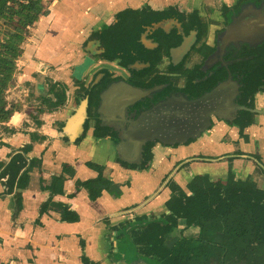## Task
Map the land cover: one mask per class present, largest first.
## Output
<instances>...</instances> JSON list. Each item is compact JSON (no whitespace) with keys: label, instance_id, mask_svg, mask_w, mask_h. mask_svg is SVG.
<instances>
[{"label":"flooded vegetation","instance_id":"1","mask_svg":"<svg viewBox=\"0 0 264 264\" xmlns=\"http://www.w3.org/2000/svg\"><path fill=\"white\" fill-rule=\"evenodd\" d=\"M263 21L264 0H143L129 16L112 24L115 44L109 53L120 69L116 78L92 88L97 92L87 93L88 120L70 154L74 164L84 160L83 166L62 164L48 184L39 177L40 190L64 178L60 192L59 186H54V193L41 190L47 200L39 207L40 215H53L61 223L80 222L77 209L85 211L86 202L76 199L79 194L96 202L113 189L109 198L113 213L107 202L97 208L106 246L97 261L81 257L82 264H264ZM223 38L230 42L221 56ZM120 78L153 92L134 104L112 99L116 120L104 119V112L94 115L96 98ZM229 78L238 95L230 96L224 86L225 94L213 100L220 106L229 98V110L210 116V126L197 138L184 142L175 134L167 137L183 130L182 98L198 100ZM51 83L45 77L49 94L42 99L53 102ZM40 98H36L40 106L29 113V124L23 125L34 130L27 133L30 142L24 146L30 145L32 153L35 143L45 138L37 132L44 121L37 127L30 119L40 114L38 109L47 108ZM152 111L154 118H148ZM142 115L150 124L158 121L166 142L151 136L139 158L128 159L126 150H118L116 144ZM64 123L56 129L61 141ZM16 131L22 133V128ZM30 134L39 139L33 142ZM23 149L14 150L9 163H0L5 197L16 200L17 210L29 185L28 171H41L44 156L42 152L26 156ZM57 154L54 162H60ZM22 181L27 184L20 186ZM67 181L72 183L71 192ZM98 182L101 196L91 201L87 185ZM57 197L81 204L74 208Z\"/></svg>","mask_w":264,"mask_h":264},{"label":"crops","instance_id":"2","mask_svg":"<svg viewBox=\"0 0 264 264\" xmlns=\"http://www.w3.org/2000/svg\"><path fill=\"white\" fill-rule=\"evenodd\" d=\"M77 1L81 2L83 0H62L58 1L56 5L61 4V10L65 14L66 9L78 3ZM95 1L91 0L88 4L91 6ZM109 1L114 2V0H106V2ZM108 6L112 8V5ZM50 14L51 11L35 26L32 41L29 42L30 45L26 46L24 55L20 59L22 62L17 63L19 68L16 83L7 97L8 102L13 103L17 111L9 120L7 126L16 130L22 128V133H16L11 137L3 136L2 143L5 145H0V163H9V155L14 150L23 149L30 142L27 133L34 132V130L32 126L27 129L23 128V125L29 124L30 111L40 106L36 99L41 97L38 94H45V89L49 94L47 87L41 89V85L36 86L35 76H31L33 65L35 67V62L40 60L52 66L50 61L61 60L68 50L61 46L53 48L46 45L44 51L39 52L37 51L39 47L37 49L34 47V40L38 33L42 35L46 32V23L50 20ZM41 57H46L47 60ZM54 71L55 69L50 68L46 77H51V73H54ZM66 115L67 113L61 115L60 112L53 115L47 112L38 115V119L44 121V123L37 132L45 138L39 139L35 143L33 153L36 157L41 152L43 153V165L41 171L34 168L29 169V185L22 192L18 210L16 209V200L12 197H5L4 192L7 188L1 183L2 181L0 182V264H82L81 257L86 261L95 262L98 260V254H101V247L106 246L101 237L105 229L97 224V220L101 216L97 208L107 202L109 210L113 213L115 210L114 202L109 199L113 195L110 194L113 193V189L108 190L107 194H103V198L96 202H90L85 194H79L76 199L86 202V205H83L85 211L77 209L81 218L79 223H61L53 215H40L39 213L40 205L47 200V193L40 190L39 177L41 176L48 184L49 179L58 174L62 164L70 162L73 169L77 166V168L83 166V159H81L83 161H80L81 164L79 162L74 164L75 158H70V154L76 146H68L65 141L62 142L56 132L58 123L63 122ZM33 153L31 151L29 154L32 156ZM56 153L60 155V162H54ZM77 157H80L79 153ZM66 159L69 161H66ZM110 180L115 181L112 176ZM65 185L68 187L67 190L71 192V181H67ZM55 200L66 204H74L63 197H57ZM81 201L77 203L78 205L74 204L73 207L80 206ZM80 241L83 243L81 244Z\"/></svg>","mask_w":264,"mask_h":264},{"label":"water","instance_id":"3","mask_svg":"<svg viewBox=\"0 0 264 264\" xmlns=\"http://www.w3.org/2000/svg\"><path fill=\"white\" fill-rule=\"evenodd\" d=\"M58 1L62 0L54 1L52 7L57 6ZM142 1L114 0V2H106V0H96L91 6L88 4L91 0L77 1L79 4L75 3L72 5L75 7L70 12L73 16L64 27L56 19H50L46 23V32L42 35L38 33L36 36L34 47L36 49L39 47L37 49L39 52H43L46 45L53 48L61 46L64 49H68L61 60L50 61L52 66L37 60L35 67L33 65V73H31V76H35L34 81L36 86L41 85V89H45L44 81L47 72L50 68L55 69V76L52 81L60 82L66 87L67 105L65 106L66 108L64 107L59 111L61 115L65 113L67 115L65 116V123L59 135L62 141H67L66 144L68 146H72L76 140L80 139L84 132L85 123L88 120L87 107L88 102H90L88 100L89 94L87 95V93L91 92L92 88L104 79L113 80L119 72L120 67H116V62L111 59L109 53L115 44L116 33L113 30L112 24L115 21H120L121 17L129 16L132 12V7ZM107 5H112V8L110 6L107 7ZM67 12L68 8L65 14ZM228 42L230 41L228 40L224 43V38L222 39L221 56ZM225 83L198 100L182 98L183 107L180 108V111L183 118V130L171 133L167 137L170 138L175 134V137H179L184 142L189 138H197L210 126V116H220L229 110L232 106L228 104L229 98L226 99L227 103L223 104L222 101L220 106L213 105L214 99L219 97L221 93L225 94L226 91L223 90L224 86H227V91H229L227 94L230 96L238 95L236 87L234 88V80L229 78ZM92 91L96 90L93 89ZM45 92V94H48L47 89H45ZM152 92L153 90H143L126 84L124 79L120 78L117 81L109 83L101 91L100 95L96 98L99 104L97 102L98 106L93 107L92 113L100 115L104 112L106 114L104 119L110 116V119L116 120L117 116L112 113L114 112L113 105H111L113 100H118L120 103H124V101H127L126 103L133 102L134 104ZM45 94L38 95L45 97ZM232 101L233 98L231 99ZM95 103L96 101H94ZM209 103L211 104L210 108L208 107ZM161 108L157 110V113H160ZM248 111L250 113L255 112L249 109ZM153 113L154 111L150 112L148 118L152 116L154 118ZM148 118L146 115L140 116L133 123V131L131 133L125 132L123 140L116 144L118 150H126L128 159L129 157L139 158L142 145L150 140L151 136L160 139L162 142H166L164 140L165 134L163 129L159 127L158 121L150 124L148 123ZM162 118V115H160L159 120ZM162 125L164 126V124ZM158 133L161 135L159 136ZM121 158L129 163L127 158Z\"/></svg>","mask_w":264,"mask_h":264},{"label":"trees","instance_id":"4","mask_svg":"<svg viewBox=\"0 0 264 264\" xmlns=\"http://www.w3.org/2000/svg\"><path fill=\"white\" fill-rule=\"evenodd\" d=\"M53 0H0V145L2 146L3 136L11 137L17 131L8 127L7 123L16 113L17 108L13 103L8 102L7 97L11 88L16 83L17 63L23 57L25 52V44L29 43L33 37V28L39 22L41 17L49 15L47 5ZM51 94L54 101L41 99V104L47 106L46 109H38L37 113H53L57 109L63 108L67 103L66 87L60 82L51 83ZM39 115V114H38ZM38 115H30V119L37 127L42 126V121L38 119ZM31 140H38L36 134H30ZM31 146L27 145L23 149V153L29 154ZM26 158V157H25ZM24 158V159H25ZM23 159V160H24ZM33 164L37 160L32 161ZM64 178L54 181L53 185L41 190H50L51 192H60L62 190ZM106 184V182L104 181ZM26 185V181L20 182V186ZM100 183H92L87 185L89 191V199L96 200L101 196L100 190L97 189ZM54 186H59L54 190ZM47 210V205L43 207V211ZM263 264V263H261Z\"/></svg>","mask_w":264,"mask_h":264},{"label":"rangeland","instance_id":"5","mask_svg":"<svg viewBox=\"0 0 264 264\" xmlns=\"http://www.w3.org/2000/svg\"><path fill=\"white\" fill-rule=\"evenodd\" d=\"M54 1H56V0H53L52 1V3H49V4H46L47 5V9L49 10V12L51 11V14H52V12L53 11H55L52 15L50 14V19H56V21H58L61 25H62V27H64L69 21H70V19L72 18V14H70V12L72 11V10H74L75 9V7L74 6H69L68 7V12L66 13V14H63V12H62V10H61V4H58L57 6H54V7H52V4L54 3ZM67 4V3H66ZM65 4V5H66ZM44 17H41L40 18V20H42ZM39 20V21H40ZM39 23V22H38ZM38 23H36L35 24V26L38 24ZM34 26V28H33V30H32V32H34V29L36 28ZM33 38V37H32ZM32 38L30 39V43H31V41H32ZM30 43H27V44H25V48L24 49H26V46L27 45H30ZM42 59H44V60H47V58L46 57H41ZM20 61V60H19ZM18 61V62H19ZM22 61H20V63H21ZM19 63V64H20ZM21 65V64H20ZM19 65V66H20ZM21 67V66H20ZM18 66H17V71H18ZM18 74V73H17ZM55 76V74L54 73H51V77H49L51 80H53V77ZM60 112V111H59Z\"/></svg>","mask_w":264,"mask_h":264}]
</instances>
